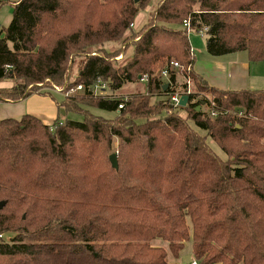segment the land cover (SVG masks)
Listing matches in <instances>:
<instances>
[{"label":"trees","instance_id":"obj_1","mask_svg":"<svg viewBox=\"0 0 264 264\" xmlns=\"http://www.w3.org/2000/svg\"><path fill=\"white\" fill-rule=\"evenodd\" d=\"M8 1L0 0V9ZM150 1L12 5V21L0 33V81L15 84L0 88V103L53 96L61 86L62 113L83 121L50 126L30 114L0 121V264H180L168 261L169 251L177 260L188 242L200 264H264V90L208 86L194 70L184 26L206 29L213 57L245 52L259 63L264 0H159L124 66L110 60L120 52L90 54L119 41ZM171 61L184 68L165 80ZM187 78L189 104L174 107L170 96L187 89ZM100 82L112 94H96ZM137 82L145 93L114 95ZM154 96L164 98L152 103ZM209 101L217 105L213 117L201 109ZM117 150L118 170L110 162ZM159 239L169 251L154 243Z\"/></svg>","mask_w":264,"mask_h":264},{"label":"rangeland","instance_id":"obj_2","mask_svg":"<svg viewBox=\"0 0 264 264\" xmlns=\"http://www.w3.org/2000/svg\"><path fill=\"white\" fill-rule=\"evenodd\" d=\"M18 1L19 0H9L8 2H5L3 7H1V9H0V33L3 30V28L9 26L10 22L12 21V18H13V7H12V5L17 3ZM158 4H159V0H151L147 6H145L142 10H140L138 15L136 16V19L132 25L131 30L126 32L125 35L119 41L106 43L104 46H96V47L89 50L90 54L96 55V54H100V53L104 52L103 55L109 58L110 55H108L106 53L111 54V53L120 52L122 54H120V53H119L120 55H116V54L114 55L113 54L114 56L111 57L110 60L113 62V64L115 65L116 68L124 66L127 62H129L132 59L133 49H134L133 48L134 37L138 36L141 33V31L144 29L146 24H149L150 15L156 10V8L158 7ZM189 39H190V43H191L193 53H194L195 59H196L195 65L196 66L199 65L201 67H204L206 64V61H208L209 59L212 58V56L209 55L206 51L205 33H200V32L192 30L189 32ZM72 61L73 60H70V62H69V66H70L69 77L71 76V80L74 81V79L76 78V76L78 74V69H79V64H80L81 59L76 58L73 62ZM254 67H262L264 70V60L262 62H259L258 65L255 64ZM7 83H12L13 85L15 84L14 81L2 80V81H0V86L2 84L6 85ZM43 87L45 88L43 90H47V91L49 88H51V87H46V86H43ZM43 87H41V89ZM144 87H145V83H143V82L128 83L125 86H123L119 91L114 93V95L123 96V97H130L131 95L143 94V93H145ZM58 89L59 90L55 89L53 91V93H54L55 99L57 100V102L59 104L64 99L65 96L62 95L63 94L62 87L59 86ZM55 93H59V94H55ZM106 94H112V93L109 90H106ZM72 95H74L73 92H72ZM200 95H204V94H200ZM163 98L164 97H162V96H154V97H152L151 101H152V103H157L158 101H160ZM85 109L89 110L90 112H92L96 116H100V117H103L106 119H112L116 116V113H114V112L103 111V110H99L96 108H86L85 107ZM201 109L205 114L209 111V109L206 106H204ZM182 115L184 117L186 116L185 111L182 112ZM58 119L61 121H64V120L83 121L82 115L73 114V113H69L66 115V114L62 113V110L59 113ZM192 126L197 131H199L202 135L205 134L204 131L198 129L193 124H192ZM207 142L210 145V147L212 148V150L216 153V155H218L222 160L226 159L225 154L217 147L216 144H214L210 139H207ZM118 146H119V142L117 141V142H115V145H114L115 149H118ZM116 152L118 153V150ZM3 236H4L5 241H9L10 238L12 237V234H8V235L5 234ZM154 243L160 247L165 248L167 251H169L168 242H165V241L159 239V240H156ZM194 259L195 258L193 255V243L192 242L186 243L185 249L180 253V257L177 260L174 259V257L172 256V254L169 251V257H168L169 262H177L180 264H190Z\"/></svg>","mask_w":264,"mask_h":264},{"label":"crops","instance_id":"obj_3","mask_svg":"<svg viewBox=\"0 0 264 264\" xmlns=\"http://www.w3.org/2000/svg\"><path fill=\"white\" fill-rule=\"evenodd\" d=\"M255 64L259 63H251L245 52H236L212 56L204 67L194 65V70L208 86L219 90H264V70L262 67H254ZM12 85L2 84L0 88H10ZM60 109L54 94H33L19 103H0V121L30 114L51 126L58 120Z\"/></svg>","mask_w":264,"mask_h":264},{"label":"built area","instance_id":"obj_4","mask_svg":"<svg viewBox=\"0 0 264 264\" xmlns=\"http://www.w3.org/2000/svg\"><path fill=\"white\" fill-rule=\"evenodd\" d=\"M184 26L188 28L189 32L192 31L191 29V25L189 23V21H185ZM206 30V29H205ZM205 30L200 32V33H205ZM184 67L176 61H171L170 63V67L169 69H165L162 74L161 77L165 80H169L171 72L170 71H178V70H182ZM146 79H143L142 81H145ZM187 83V89L186 90H180L178 89L175 93H172L170 96V101L171 104L174 107H180L179 103L181 100V97L183 95H188L190 96L192 94V82L190 81L189 78H187L186 80ZM171 86V85H170ZM83 88L81 86L78 87V91H81ZM105 89V85H103V83H99L95 88H94V92L96 94H106ZM56 90H59L58 88H56ZM209 111L207 112L208 114H210L212 117L215 116L217 114V112L214 110V108H217V105L215 104V102L209 101ZM124 104L119 106V109H123ZM190 264H200V262L196 259H194Z\"/></svg>","mask_w":264,"mask_h":264},{"label":"water","instance_id":"obj_5","mask_svg":"<svg viewBox=\"0 0 264 264\" xmlns=\"http://www.w3.org/2000/svg\"><path fill=\"white\" fill-rule=\"evenodd\" d=\"M135 1L137 2L138 0H135ZM168 88H169V84H166L164 86V91H166ZM189 101H190V97L188 95H183L181 97V100H180V103H179L180 107H183V108L187 107L188 104H189ZM198 109L200 110V107ZM110 162H111V164H112V166H113L114 169H116V170L119 169L118 153L117 152L116 153H113L110 156ZM4 204L5 203H0V208L1 209L3 208Z\"/></svg>","mask_w":264,"mask_h":264}]
</instances>
